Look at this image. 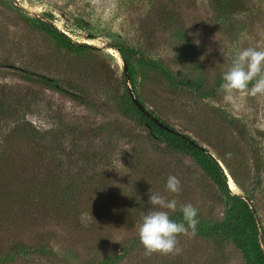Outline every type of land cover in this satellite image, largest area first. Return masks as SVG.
<instances>
[{
	"label": "rangeland",
	"instance_id": "1",
	"mask_svg": "<svg viewBox=\"0 0 264 264\" xmlns=\"http://www.w3.org/2000/svg\"><path fill=\"white\" fill-rule=\"evenodd\" d=\"M247 7L231 14L214 10L208 0H0V95L12 99L19 95L18 115L30 128L45 133L47 141L52 137L57 147L55 176L62 181L59 188L69 183L71 175L92 180L77 193L74 221L42 209L39 221L26 230V243L47 238L61 259L55 257L48 264L96 263L124 248L128 254L122 264H207L213 263L215 254L222 258L215 264H247L229 240H223L220 252L218 244L197 234L179 236L180 255H145L138 225L142 215L154 210L148 203L150 192L177 199V210L170 212L177 222L183 220L177 219L180 206L192 204L198 209V225L205 226L222 220L228 203L190 156L166 149L161 133H155L158 139L147 137L136 115L125 114L124 108L131 91L162 123L204 147L222 167L229 192L251 198L264 237V95L233 93L225 99L220 86L214 95L200 98L188 89L167 85L156 72L137 63L131 85L118 51L109 46L115 41L142 43L145 55H159L171 71L180 72L186 65L178 66L174 48L181 43L180 49L194 54L199 72L211 84L230 68L238 51L264 49V0H248ZM164 12L167 25L182 17L179 28L185 35L177 39L167 25L162 26L159 19ZM49 23L71 41L91 47L68 50L42 29ZM146 32L154 38L150 49ZM18 68L55 79L64 89L81 93L87 104L24 79ZM231 120L244 132L239 133ZM9 124L0 120V142L13 125ZM50 130L53 136L47 133ZM18 147L14 145V150ZM18 151L13 153V169L32 172L34 149L23 144ZM169 175L181 181L179 196L166 190ZM20 216L14 213L13 219L0 224L33 222ZM136 241L137 246L131 247Z\"/></svg>",
	"mask_w": 264,
	"mask_h": 264
},
{
	"label": "trees",
	"instance_id": "2",
	"mask_svg": "<svg viewBox=\"0 0 264 264\" xmlns=\"http://www.w3.org/2000/svg\"><path fill=\"white\" fill-rule=\"evenodd\" d=\"M208 2L214 10L222 13L234 14L248 8V0H208ZM160 7H162V10L164 9V6L160 5ZM165 14L167 13L164 12L159 19L163 27L167 25L169 20L167 16H164ZM178 14L180 16L179 12ZM183 23V19L180 16L179 18L177 17L176 23L173 21L172 24L167 25L177 39L186 33L179 28L182 27ZM42 29L70 51L91 47L87 43L71 41L53 24H43ZM146 33L145 43L147 48L150 49L153 46L154 38L148 32ZM171 43L172 41L170 43L167 42V46L169 47ZM109 46L116 49L122 58L126 66L128 81L131 85L134 83V63L143 65L156 72L167 85L179 89H188L200 98L214 95L216 89L223 83L222 77L219 76H216L211 84L205 81L207 77L199 72L201 69L198 68V61L196 63L194 60V54L191 52L185 53L184 49H180L181 43L175 45L176 47L174 48V50L176 49L178 66L181 64L186 65L184 70L180 72L171 71L159 55L155 58L145 55L142 50L144 48L142 43L130 45L115 41L110 43ZM18 70L23 72L24 79L32 83L45 85L53 90L65 93L78 103L87 104L81 93L64 89L51 77L33 74L19 68ZM18 96L17 99H12L13 97L9 95H0V120L5 119L10 124H13L6 133L2 134V141L0 142V221L7 218L13 219L12 215L14 213H21L20 217L30 220L33 218V222L27 225H19L18 222L11 223L10 220L7 227H2L0 224V264H23V258L26 261L24 264H48L52 263L55 257L56 261L61 259H58L52 246L47 243V238L44 240L42 237L35 238V240L39 239V243H26L25 240L28 235L26 230L31 229L29 226L34 225L36 220L39 221L37 216L41 215L40 211L42 209L50 211L57 218H68L74 221L77 216L75 215L77 193H80L78 191L82 189V186L88 185L89 181H91L88 185L90 186L92 180L88 176L81 177L80 174H76L77 177L71 175L69 176L68 184L61 188L58 187L62 184V181H60V177L55 176L57 170V166H55L56 144L54 145L52 137L47 141L45 133L30 128V124L24 119V116L18 115V107L22 103V99ZM124 110L125 114L133 112L136 115L138 122L146 129L147 137L158 139L159 137L155 133H161L166 149L190 156L196 165L211 178L221 193L225 195L228 205L224 218L208 226L197 225L196 234L205 236L212 240L214 244H218L216 250L220 252H222L223 240L227 239L240 251L247 264H264V237L259 234L253 209L250 205L251 198L244 199L239 194L229 192L226 175L218 161L204 147L198 145L187 135L173 128L168 130L157 125L133 104L130 97L128 106ZM156 118L159 119L158 117ZM230 124L234 125L239 133L244 132V128L241 125L239 127L234 120H231ZM47 133L52 135L53 131L50 130ZM23 144L31 145L32 149H34L32 157L34 163L31 167L35 169L26 174H23V171L19 172L13 169L11 165L14 160L13 153L17 154ZM14 145L19 147L14 150ZM136 162L139 163L138 161ZM97 199H102V197ZM92 205H94V202H91ZM180 217H182V214L177 219ZM136 242L132 243L131 247H136L138 244ZM127 254L128 248H124L121 252L108 254L101 261L89 264H122V259ZM42 258L45 261H42ZM212 260L213 263L210 261L207 264L219 263L222 258L220 255L215 254L212 256ZM63 264L72 263L65 262ZM134 264H138V262H134Z\"/></svg>",
	"mask_w": 264,
	"mask_h": 264
},
{
	"label": "clouds",
	"instance_id": "3",
	"mask_svg": "<svg viewBox=\"0 0 264 264\" xmlns=\"http://www.w3.org/2000/svg\"><path fill=\"white\" fill-rule=\"evenodd\" d=\"M222 81L221 88L226 93L225 99H230L233 93L264 95V49L247 47L238 51L230 68L223 73ZM166 190L179 196L182 192L180 179L169 175ZM148 203L154 210L142 215L138 225V237L145 255L182 254L179 236L196 234L198 209L190 203L180 206L183 220L177 222L170 217V212L177 210V199H168L159 193L150 192Z\"/></svg>",
	"mask_w": 264,
	"mask_h": 264
},
{
	"label": "water",
	"instance_id": "4",
	"mask_svg": "<svg viewBox=\"0 0 264 264\" xmlns=\"http://www.w3.org/2000/svg\"><path fill=\"white\" fill-rule=\"evenodd\" d=\"M122 59V58H121ZM123 63V69L124 71L127 73L126 71V66L122 60ZM130 98L133 102L134 105H136L138 107V109L142 112H144L151 120H153L157 125H159L160 127L164 128V129H171V127L167 126L166 124L162 123L159 119H157L154 115H152L150 112H148L145 107L138 101V99L132 94V92H129Z\"/></svg>",
	"mask_w": 264,
	"mask_h": 264
},
{
	"label": "bare ground",
	"instance_id": "5",
	"mask_svg": "<svg viewBox=\"0 0 264 264\" xmlns=\"http://www.w3.org/2000/svg\"><path fill=\"white\" fill-rule=\"evenodd\" d=\"M228 181H229L228 183H229L230 188L234 189V185H233L231 178H228Z\"/></svg>",
	"mask_w": 264,
	"mask_h": 264
}]
</instances>
